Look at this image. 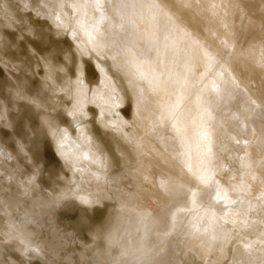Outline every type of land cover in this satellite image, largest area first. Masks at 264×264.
I'll use <instances>...</instances> for the list:
<instances>
[{"label": "bare ground", "instance_id": "obj_1", "mask_svg": "<svg viewBox=\"0 0 264 264\" xmlns=\"http://www.w3.org/2000/svg\"><path fill=\"white\" fill-rule=\"evenodd\" d=\"M52 1L57 0L39 1L34 9L58 25L56 13L67 15V11L62 0H58V7L51 4ZM192 1L70 2V7L76 13V27L80 31L81 42L72 36L73 32L70 34L79 46L93 52L103 83L107 84L106 95L99 89L94 94L101 109L98 123L102 130L108 131L109 139L115 144L116 158L125 179L136 183L132 180L133 174L130 170L135 165L132 154L130 155L132 151L123 145H131L134 149L137 143L144 144L148 149L155 147L150 146L145 133L137 139L132 138L133 135L126 130L127 123L123 119L120 123L113 119V113L120 114L119 107L123 104V97L108 76L107 64L112 65L115 70L132 73L133 79L148 84L154 93V116L139 104L141 97L137 95L132 82H128L136 96L135 106L140 112L144 130L147 127L145 122L151 120L150 123H156L160 131L169 129L172 140L179 147L181 166L168 162L169 167H159L155 159L147 160L145 164L149 169L153 166L158 172L165 170L163 175L157 176V180L149 174L146 175L144 185L141 184L140 188L155 195V191L168 187L170 177L180 183L181 175L184 173L186 175L184 184L189 188L187 202L192 214L188 220L180 213L174 215L172 219L174 224H171L167 232L160 234L158 244L152 252L138 258V264H162L171 249L173 238L180 242L185 236L205 234L210 243L231 240L234 230L243 229L235 224L238 215L236 209H233L235 207L233 202L236 201L233 200L231 190L241 191L247 195L259 193L260 199L264 200V158L261 155L264 151V64L260 56L255 55V61L247 64L249 69L247 73L255 67L254 71L260 75L251 79L242 77V74L239 75L236 68L233 69L231 66L241 55L222 56L217 49L212 50L209 46H204L203 41L185 24L187 20L184 19L186 22L182 23L179 19V16L185 15L182 6ZM216 2H224L225 7H228L226 0ZM212 4L209 3L211 11L217 12L215 7L218 6L215 3L213 7ZM217 68L218 71L215 73L214 70ZM212 70L213 72L209 73ZM83 75L82 67H79L75 110L84 107L87 102ZM237 76L244 89L241 91L242 105L231 119L234 133H230L231 139L228 142L217 144L214 133L216 131L214 107L220 99L231 93L236 86L234 82ZM49 78L55 80L52 75ZM6 117V110L2 109L0 123L3 119L6 122ZM47 131L56 141V150L67 158L75 169L81 174H85L86 169L92 170V176L100 184L106 185L105 193L107 195L113 193L111 197L115 196L114 200L117 203L113 207L114 212L111 214L112 217L109 215V222L102 229L107 240V251L111 254L108 246L113 244L112 242L120 241L123 245L126 244L125 237L117 239L122 221L120 218L128 210L126 202H131L129 198L131 194L125 197L121 194L117 177H109L106 174V171L116 163V158L109 150L107 142L96 135L88 125L78 127L77 139H71L68 131L63 130L58 140L57 128L52 123L47 125ZM217 132L228 131L226 126L218 124ZM222 153L227 157L228 163L224 161ZM0 157L4 158L3 161L0 158V229L7 241L12 239L20 243L23 258L28 261L40 256L52 264H102L103 255L84 250L76 233L57 217V209L62 207L61 200L66 197L75 196L82 201L81 203L89 206L101 205L97 194L88 193L74 183V188L65 190L64 198L59 202L47 201L40 206L41 202L37 203L39 187L34 182L38 181L40 169L33 165L35 170L33 179L20 181L18 178L10 181L13 176L10 177L8 170L13 166L17 168V160L1 141ZM29 161L32 163L31 159ZM236 164L242 172L240 179L238 181L231 179L232 182L227 185L222 178L224 175L232 177V166ZM4 174L7 178L3 177ZM170 189L175 193L176 188L170 186ZM180 196L178 195V198ZM200 202H210V205L202 210V216L206 217L207 221L197 229L200 224L197 221ZM178 212H181V209ZM133 221L143 228L141 235L142 242H145L152 224V220L148 219V213L135 215ZM3 246L4 243L0 244V264H16ZM124 249L113 264H124L123 258L124 254L128 253V246L125 245Z\"/></svg>", "mask_w": 264, "mask_h": 264}, {"label": "rangeland", "instance_id": "obj_2", "mask_svg": "<svg viewBox=\"0 0 264 264\" xmlns=\"http://www.w3.org/2000/svg\"><path fill=\"white\" fill-rule=\"evenodd\" d=\"M39 1L44 0H0V112L5 109L7 113L6 122L3 119L0 123V141L17 160L16 169L14 166L9 167L10 177L13 176L10 181L18 178L20 181L33 179V165L38 167V181L34 182L39 187L37 203L41 202L40 206L47 201L59 202L64 198L65 190L74 188V183L88 193L97 194L101 205L89 206L81 203L75 196L66 197L61 200L62 207L57 209V217L76 233L84 250L103 255L102 264L115 263L118 254L125 251V245L128 246V253L124 254V264H138V258L152 252L158 244L160 234L167 232L171 224H174V215L180 213L188 220L192 214L187 202L189 188L184 184V173L180 183L170 177L168 187L155 191L156 196L140 188L141 184L144 185L146 175L149 174L157 180V176L163 175L165 170L158 172L153 166L150 170L145 164L147 160L155 159L159 167H169L168 162L181 166L179 147L172 140L169 129L160 131L156 123H150V119L145 122L147 127L144 130L143 120L135 106L136 96L128 82H132L137 95L141 97L139 104L154 116V93L148 84L133 79L132 73L115 70L112 65L107 64L108 76L123 97V104L119 107L120 114L113 113V119L119 123L123 119L127 123L126 130L133 135L132 138L137 139L145 133L150 146L155 147L148 149L144 144L137 143L134 149L131 145H123L132 151L130 155L132 154L135 165L130 170L133 174L132 180L136 183L125 179L116 158L115 144L109 139L108 131L102 130L98 123L101 109L94 94L99 89L106 95L107 84L103 83L93 52L85 50L73 40V37L78 42L82 39L76 27V13L70 7L71 0H62L67 15L56 13L58 25L35 11L34 7ZM209 3H213L217 12L211 11ZM217 3L220 2L193 0L185 4L182 6L185 15L179 16L180 22L185 23L187 20L185 24L203 41L204 46L217 49L222 56L241 55L231 64L239 75L250 79L259 76L260 73L254 71L255 67L247 73V66L255 61V55L260 56L264 64V0H226L228 7H225L224 2L221 5ZM51 4L58 7V0ZM94 16L96 18L95 11ZM79 67H82L84 73L87 102L84 107L75 110ZM214 71L217 73L218 68ZM51 75L54 81L49 78ZM234 84L236 86L231 93L220 99L214 107L217 144L231 139L230 133H234L231 119L242 105L241 91L244 88L238 76ZM49 123L57 128L58 140L63 130L68 131L71 139H77L78 127L83 124L90 126L96 135L107 142L109 150L116 158V163L106 174L117 177L121 194L124 197L131 194V202H126L128 210L120 218L122 221L117 239L125 237L126 244L112 242L108 246L111 254L107 251V240L102 229L109 222V215L112 217L114 212L113 207L117 203L115 196L111 197L113 193H105L106 185L100 184L92 176V170L86 169L85 174H81L56 150V141L47 131ZM218 124L226 126L228 132H217ZM222 155L228 163L224 153ZM261 155L264 158V151ZM241 173L239 166L233 165L232 177L224 175L223 182L228 185L232 180L238 181ZM3 177L7 178V175L4 174ZM170 186L176 188L175 193L169 190ZM178 195L181 196L178 198ZM231 195L236 201L233 202V209H236L238 215L235 224L243 229L234 230L231 240L227 242L210 243L205 234L185 236L180 242L173 238L171 249L162 264H264V200L260 199L259 193L247 195L231 190ZM207 205L210 202H200L197 219L200 224L197 229L207 221L202 216V210ZM180 209L181 212H178ZM144 213H148L152 224L146 241L142 242L143 228L133 221V217ZM3 243V248L16 264H52L40 256L27 261L21 255L20 243L12 239L7 241L0 229V244Z\"/></svg>", "mask_w": 264, "mask_h": 264}]
</instances>
